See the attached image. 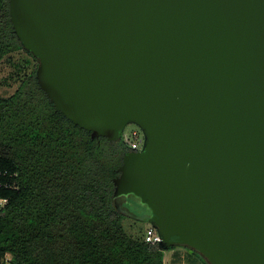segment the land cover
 <instances>
[{
    "label": "water",
    "instance_id": "obj_1",
    "mask_svg": "<svg viewBox=\"0 0 264 264\" xmlns=\"http://www.w3.org/2000/svg\"><path fill=\"white\" fill-rule=\"evenodd\" d=\"M10 18L57 111L92 138L142 130L117 208L164 250L264 264V0H10Z\"/></svg>",
    "mask_w": 264,
    "mask_h": 264
},
{
    "label": "trees",
    "instance_id": "obj_2",
    "mask_svg": "<svg viewBox=\"0 0 264 264\" xmlns=\"http://www.w3.org/2000/svg\"><path fill=\"white\" fill-rule=\"evenodd\" d=\"M24 50L18 83L0 96V264H165L166 251L124 226L114 203L123 139L92 138L54 103L37 79L38 59L18 39L10 0H0V61ZM185 247V246H182ZM190 264H209L185 247Z\"/></svg>",
    "mask_w": 264,
    "mask_h": 264
},
{
    "label": "rangeland",
    "instance_id": "obj_3",
    "mask_svg": "<svg viewBox=\"0 0 264 264\" xmlns=\"http://www.w3.org/2000/svg\"><path fill=\"white\" fill-rule=\"evenodd\" d=\"M11 59L4 58L0 61V96H8L11 95L17 88L18 83H15L11 78V75L16 70V64L21 61V59L29 57V55L24 51H16L12 53ZM140 127L136 124H128L126 127V131L130 129H134ZM124 213L126 214L125 219L123 220L124 226L127 231L134 237L143 236L146 228L149 226L148 222H144L124 209ZM10 256V255H9ZM191 255L185 247L179 246L170 251H166L164 262L165 264H190L189 259ZM194 264H202L194 263Z\"/></svg>",
    "mask_w": 264,
    "mask_h": 264
},
{
    "label": "built area",
    "instance_id": "obj_4",
    "mask_svg": "<svg viewBox=\"0 0 264 264\" xmlns=\"http://www.w3.org/2000/svg\"><path fill=\"white\" fill-rule=\"evenodd\" d=\"M122 139L127 145L131 147L132 150H140L143 147L145 137L141 129L134 128L126 131L125 128ZM5 203L6 199L0 198V207ZM144 239L147 242L159 244L162 238L158 233L156 227L149 223V226L146 228L144 233ZM5 260L6 264H11V255L9 256L8 254Z\"/></svg>",
    "mask_w": 264,
    "mask_h": 264
},
{
    "label": "flooded vegetation",
    "instance_id": "obj_5",
    "mask_svg": "<svg viewBox=\"0 0 264 264\" xmlns=\"http://www.w3.org/2000/svg\"><path fill=\"white\" fill-rule=\"evenodd\" d=\"M130 208L132 210H135V211H141V213H144L145 212V210L141 206H139L138 204H136L135 202H133V205H131Z\"/></svg>",
    "mask_w": 264,
    "mask_h": 264
}]
</instances>
